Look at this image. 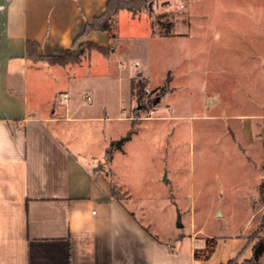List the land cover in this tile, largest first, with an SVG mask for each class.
I'll list each match as a JSON object with an SVG mask.
<instances>
[{
	"label": "rangeland",
	"instance_id": "1",
	"mask_svg": "<svg viewBox=\"0 0 264 264\" xmlns=\"http://www.w3.org/2000/svg\"><path fill=\"white\" fill-rule=\"evenodd\" d=\"M263 8L264 0H147L137 13L121 10L96 39L116 51L113 60L97 50L89 57L101 85L91 101L82 93L83 109L102 119L68 128L158 238L204 239L207 253L212 236L246 233L261 219ZM89 42L82 36L75 47ZM117 58L138 60L136 74L119 78Z\"/></svg>",
	"mask_w": 264,
	"mask_h": 264
},
{
	"label": "crops",
	"instance_id": "2",
	"mask_svg": "<svg viewBox=\"0 0 264 264\" xmlns=\"http://www.w3.org/2000/svg\"><path fill=\"white\" fill-rule=\"evenodd\" d=\"M106 6L107 0H0V264L250 260L255 241L249 236L260 221L243 234L212 236L208 258L204 239L158 238L114 195L112 181L94 167L89 148L73 143L70 123L102 119L83 109L82 93L97 92L101 85L91 70L92 51L81 62L62 66L32 61L26 43L37 42L43 54H63ZM103 33L91 31L86 39L108 46L96 42ZM104 56L113 60L116 51ZM118 61L116 73L109 67V74H136L138 60L135 65ZM62 92L69 101L60 105ZM120 99L119 113L127 109Z\"/></svg>",
	"mask_w": 264,
	"mask_h": 264
},
{
	"label": "trees",
	"instance_id": "3",
	"mask_svg": "<svg viewBox=\"0 0 264 264\" xmlns=\"http://www.w3.org/2000/svg\"><path fill=\"white\" fill-rule=\"evenodd\" d=\"M146 4L147 0H107L106 10L99 16L95 17L93 21L88 22L85 25L83 32L80 34V37L86 36L91 31H108L111 27L114 17L121 10H128L132 13H137L143 7H145ZM164 35H169V33H166ZM85 49H87L88 53L93 50H97L104 55H109L112 51V48H110L109 46L101 45L95 42H89L86 48H76L74 44L73 47L67 49L63 54H43L40 52V46L37 42L28 40L26 43V54L32 61H46L49 64H59L62 66L81 62L82 57L85 55ZM132 85V87L135 88V84L133 83ZM106 155H110L109 159H112L111 151L107 150ZM114 190L115 189L113 187V193L114 195H116ZM259 203L262 206L263 212L256 231L249 236L250 240H257L255 241V244L253 246L252 258L250 260H247V262H251L254 264L264 254V238H260L259 236H257L259 233L264 231V181L259 185ZM210 253L211 252L209 251L205 257L208 258L210 256ZM237 263V260H230L226 264Z\"/></svg>",
	"mask_w": 264,
	"mask_h": 264
},
{
	"label": "built area",
	"instance_id": "4",
	"mask_svg": "<svg viewBox=\"0 0 264 264\" xmlns=\"http://www.w3.org/2000/svg\"><path fill=\"white\" fill-rule=\"evenodd\" d=\"M87 101H91L92 97L89 93L85 95ZM69 101V94L67 92L63 93L57 100V102L61 105L63 103H67Z\"/></svg>",
	"mask_w": 264,
	"mask_h": 264
},
{
	"label": "water",
	"instance_id": "5",
	"mask_svg": "<svg viewBox=\"0 0 264 264\" xmlns=\"http://www.w3.org/2000/svg\"><path fill=\"white\" fill-rule=\"evenodd\" d=\"M123 140H124V138H122V140L118 143V145H120V144L122 143ZM165 180H167L166 177H165ZM178 219H179V220H178V225H179V226H182V224L180 223V219H181V216H180V215H179Z\"/></svg>",
	"mask_w": 264,
	"mask_h": 264
}]
</instances>
